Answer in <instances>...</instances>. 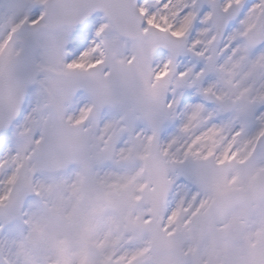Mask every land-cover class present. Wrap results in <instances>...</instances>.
Returning a JSON list of instances; mask_svg holds the SVG:
<instances>
[{
  "label": "snow or ice",
  "instance_id": "snow-or-ice-1",
  "mask_svg": "<svg viewBox=\"0 0 264 264\" xmlns=\"http://www.w3.org/2000/svg\"><path fill=\"white\" fill-rule=\"evenodd\" d=\"M0 264H264V0H0Z\"/></svg>",
  "mask_w": 264,
  "mask_h": 264
}]
</instances>
